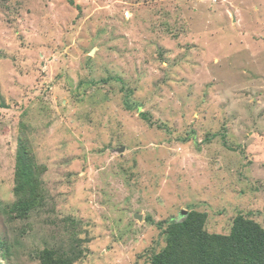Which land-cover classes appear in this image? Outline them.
Segmentation results:
<instances>
[{
  "label": "rangeland",
  "instance_id": "1",
  "mask_svg": "<svg viewBox=\"0 0 264 264\" xmlns=\"http://www.w3.org/2000/svg\"><path fill=\"white\" fill-rule=\"evenodd\" d=\"M181 211L264 229V0H0V264H150Z\"/></svg>",
  "mask_w": 264,
  "mask_h": 264
},
{
  "label": "trees",
  "instance_id": "2",
  "mask_svg": "<svg viewBox=\"0 0 264 264\" xmlns=\"http://www.w3.org/2000/svg\"><path fill=\"white\" fill-rule=\"evenodd\" d=\"M32 152L19 142L15 154L14 195L9 213L18 219L46 205L41 175ZM206 214L190 211L181 220L156 223L164 236V247L154 253L150 264H264V229L243 215H237L228 235L205 230ZM4 248L0 244V250ZM81 252L45 248L39 252L40 264H73Z\"/></svg>",
  "mask_w": 264,
  "mask_h": 264
},
{
  "label": "water",
  "instance_id": "3",
  "mask_svg": "<svg viewBox=\"0 0 264 264\" xmlns=\"http://www.w3.org/2000/svg\"><path fill=\"white\" fill-rule=\"evenodd\" d=\"M181 214H182V215H186V212H185V211H181Z\"/></svg>",
  "mask_w": 264,
  "mask_h": 264
}]
</instances>
